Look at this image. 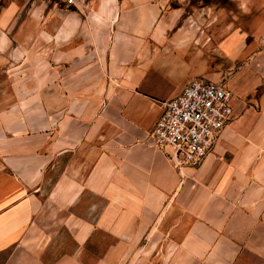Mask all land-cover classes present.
<instances>
[{"label": "crops", "instance_id": "obj_1", "mask_svg": "<svg viewBox=\"0 0 264 264\" xmlns=\"http://www.w3.org/2000/svg\"><path fill=\"white\" fill-rule=\"evenodd\" d=\"M169 1L73 0L70 36L0 55V264H63L24 250L50 188L104 206L107 264H264V0ZM193 79L230 88L233 117L177 165L150 133Z\"/></svg>", "mask_w": 264, "mask_h": 264}, {"label": "rangeland", "instance_id": "obj_2", "mask_svg": "<svg viewBox=\"0 0 264 264\" xmlns=\"http://www.w3.org/2000/svg\"><path fill=\"white\" fill-rule=\"evenodd\" d=\"M170 2L174 4L176 0ZM64 4H68L67 0H3L0 5L1 57L13 49L34 51L36 47L46 48L43 45L32 44L31 39L41 38L45 42L46 39H52L56 35L70 36L71 29L60 34V22L74 20L71 8H64ZM63 8L69 13H62ZM50 47L48 46V50ZM209 57H211L209 65L212 68H215L216 63L219 66L223 65L227 70L231 68V62L216 61L211 55ZM218 85L223 87L221 83ZM227 90L231 92L230 88ZM168 158L172 160L169 156ZM34 200L35 218L32 231L24 245V250L29 257L34 260L49 262L62 260L63 264H75L71 260L73 257L75 262L79 260L76 264H107L109 257V254L107 257V241L108 243L110 241V238H107V220L87 219L89 215L101 216L100 212L104 206L99 204L65 206L57 202L53 188L39 191ZM88 209H91L90 214ZM73 212L74 215H72ZM89 232L96 234L88 236ZM76 233L78 235L75 236ZM71 250L73 251L70 252Z\"/></svg>", "mask_w": 264, "mask_h": 264}, {"label": "built area", "instance_id": "obj_3", "mask_svg": "<svg viewBox=\"0 0 264 264\" xmlns=\"http://www.w3.org/2000/svg\"><path fill=\"white\" fill-rule=\"evenodd\" d=\"M232 101V93L224 87L193 79L164 103L150 138L158 148H167L175 163L199 165L214 149L220 131L233 117Z\"/></svg>", "mask_w": 264, "mask_h": 264}]
</instances>
